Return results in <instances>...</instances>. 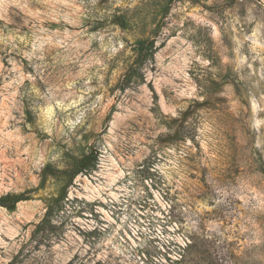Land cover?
Masks as SVG:
<instances>
[{
	"label": "rangeland",
	"instance_id": "rangeland-1",
	"mask_svg": "<svg viewBox=\"0 0 264 264\" xmlns=\"http://www.w3.org/2000/svg\"><path fill=\"white\" fill-rule=\"evenodd\" d=\"M90 151L53 232L57 180L0 207V264H264V0H0V197Z\"/></svg>",
	"mask_w": 264,
	"mask_h": 264
},
{
	"label": "trees",
	"instance_id": "trees-1",
	"mask_svg": "<svg viewBox=\"0 0 264 264\" xmlns=\"http://www.w3.org/2000/svg\"><path fill=\"white\" fill-rule=\"evenodd\" d=\"M153 41H145L138 44L137 55L133 63L130 65L121 81V89L131 84L143 85L146 84L140 68L148 60H152L155 53ZM148 88L153 93V101L157 103V96L154 93L152 86L148 83ZM26 115L31 117V113L26 109ZM97 165V153L90 151L83 153L75 160V165L71 169L59 170L54 168L51 164H46L40 173V180L35 188L29 189L19 194L8 193L0 197V207L9 212L16 209L17 204L30 199V194L44 190L49 179L61 182L60 189L55 196L50 197L46 203V210L41 221L35 226L34 233L39 234L43 232H53L55 225L52 223L54 217H58L63 212V204L67 195L68 188L72 185L73 180L78 176H86L95 171Z\"/></svg>",
	"mask_w": 264,
	"mask_h": 264
}]
</instances>
